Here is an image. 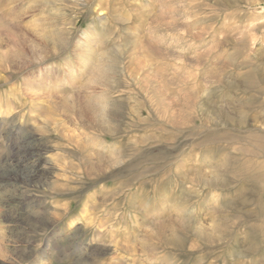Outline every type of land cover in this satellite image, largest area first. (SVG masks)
Instances as JSON below:
<instances>
[{"label": "rangeland", "instance_id": "rangeland-1", "mask_svg": "<svg viewBox=\"0 0 264 264\" xmlns=\"http://www.w3.org/2000/svg\"><path fill=\"white\" fill-rule=\"evenodd\" d=\"M0 264H264V0H0Z\"/></svg>", "mask_w": 264, "mask_h": 264}]
</instances>
